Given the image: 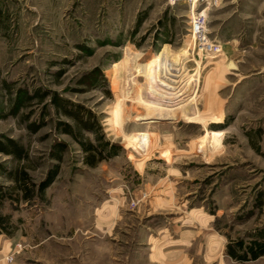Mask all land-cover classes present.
<instances>
[{
	"label": "rangeland",
	"instance_id": "obj_1",
	"mask_svg": "<svg viewBox=\"0 0 264 264\" xmlns=\"http://www.w3.org/2000/svg\"><path fill=\"white\" fill-rule=\"evenodd\" d=\"M196 1L194 11H207L206 40L224 48L214 63L234 64L221 78L208 75L214 64L200 73L198 84L208 77L217 105L205 124L151 111L123 83L130 53L139 55L141 68L155 58L174 65L185 57L194 69L191 0H0V143L10 138L27 152L18 158L0 150V188L6 193L0 214L9 220L0 235L18 244L5 264H42L44 237L51 233L57 246L65 236L58 225L84 224L83 213L118 197L126 240L132 238L127 254L144 237L141 227L154 235L176 225L201 230L202 211L208 231L221 237L212 242L222 254L264 228V0ZM20 90L36 96L13 114ZM43 92L48 95L40 101ZM52 95L86 111L83 119L93 129L65 114ZM60 122L96 145L106 142L104 158L85 164L84 152ZM35 124L40 126L33 131ZM54 151L60 160L51 158ZM56 164L53 186L24 199L14 177L26 171L38 183ZM172 190L175 208L150 213L160 206L155 198ZM33 244L40 245L35 256Z\"/></svg>",
	"mask_w": 264,
	"mask_h": 264
},
{
	"label": "crops",
	"instance_id": "obj_2",
	"mask_svg": "<svg viewBox=\"0 0 264 264\" xmlns=\"http://www.w3.org/2000/svg\"><path fill=\"white\" fill-rule=\"evenodd\" d=\"M54 182L55 180L47 188L53 186ZM173 191L171 196L166 194L164 198L163 196L155 198L159 200V207L153 208L151 201L153 206L150 213H157L159 209L172 211L175 208ZM121 198L123 197L113 198V201L106 206L95 205L92 211L83 213L81 222L85 221L84 224L66 227L58 225L57 230L65 236H59L57 246L51 242L53 240L51 233L47 238H43L42 264H210L212 261L216 264H264V254L245 260L233 258L226 253L222 254L221 245L218 247L212 242V237L220 241L221 237L217 233L212 234L208 231L209 222L205 219L208 214L205 211L201 212L200 218L203 221L202 225H199L201 230H196L194 227L181 229L177 225H172L171 231L164 227L157 228L154 235L151 228L141 227L140 229L148 231L142 230L144 237L137 241L136 252L127 254L126 249L131 245L132 238H128L130 241L126 240V225H124L126 213H123L124 205ZM150 213L144 216L147 217ZM189 213L194 214L192 210ZM190 215L186 218L189 219ZM191 218L192 221H196L199 217L195 219L192 215ZM197 222L201 224L200 221ZM122 225L125 227H119ZM51 228L56 229V226ZM67 233L70 235L67 236ZM113 235L115 237H110ZM242 242L243 245L254 246L257 242L264 246V228L252 231L250 240ZM13 243L15 242L12 240H2L0 235V264H5L4 256L15 253L18 244ZM38 244L32 245L33 256L40 246ZM236 253H239V250ZM35 260L39 259L33 257V261Z\"/></svg>",
	"mask_w": 264,
	"mask_h": 264
},
{
	"label": "bare ground",
	"instance_id": "obj_3",
	"mask_svg": "<svg viewBox=\"0 0 264 264\" xmlns=\"http://www.w3.org/2000/svg\"><path fill=\"white\" fill-rule=\"evenodd\" d=\"M195 1L193 0L191 6L193 11ZM206 12L205 10L202 13L206 15ZM203 29L206 31V26ZM195 48H197L195 58H192L194 69L186 66L185 57L174 65L159 62L158 58H155L152 59L150 65L141 68L138 65L139 55L130 53L129 62L125 64L124 86L133 88L135 97L143 105H149L151 111L167 113L171 117L188 119L198 124L207 123L209 116L217 111V105L211 100V90L214 86L210 85L208 77L206 76L205 84H198L200 73L214 64L216 67L208 75L213 79L215 76L212 77L211 73H214L213 75L217 74L221 78V72L227 68H234V64L229 62L221 67L220 64L214 63L216 57L224 50L221 43L213 45L206 38H201ZM140 79L143 81L139 82ZM201 98H205V101H202L205 106L202 112L198 109V102Z\"/></svg>",
	"mask_w": 264,
	"mask_h": 264
},
{
	"label": "trees",
	"instance_id": "obj_4",
	"mask_svg": "<svg viewBox=\"0 0 264 264\" xmlns=\"http://www.w3.org/2000/svg\"><path fill=\"white\" fill-rule=\"evenodd\" d=\"M47 95L48 94L45 92L41 93V95L39 96L40 101L44 100ZM34 96L36 95L28 94L24 90H20L13 103V114H15L21 107L25 106L27 102H31ZM50 98L51 101L54 102L57 107L61 108L65 112V114L70 117H73L77 120V122H80L83 128L87 130L93 129L91 125L83 119L84 113L86 111L84 112L82 108L75 106H73L72 108L69 107L68 104H65L69 103V101H67L66 99L57 100L55 99V97H53V95ZM60 124L63 125V132L71 135L72 138H74V140H76V142L79 144L80 148L84 152L85 164L89 166H95L98 161L104 158V151L107 148L106 142L101 145H96L92 141L84 138L79 131L73 129L68 123L60 122ZM224 124H226V122H224L222 125ZM39 126L40 125L35 124L31 127V130L36 131ZM58 146V150L62 151L64 143L59 142ZM0 150L7 155H12L18 158H23L27 156V152L23 148V146L10 138H7L5 143H0ZM51 156V158H55L56 160H60L61 158L58 151H54V153H51ZM58 168L59 166L57 164L53 165V168L48 170L45 176L38 183L31 182L26 171H21L20 173H18L14 178H16L17 185L22 189V197L28 200L32 198V196L35 194L42 195L44 190L54 181L55 177L57 176ZM8 174L11 175L12 172L9 171ZM1 189L2 188H0V206L4 198H6V193H3ZM8 221V216L0 214V233L7 231ZM255 243L256 244L254 246L253 244L243 245L242 240H238L237 242H235V246L232 248V250L228 251V254H230L231 257L240 260L256 258L257 256L264 254V246L260 243ZM238 250L239 253H236Z\"/></svg>",
	"mask_w": 264,
	"mask_h": 264
},
{
	"label": "built area",
	"instance_id": "obj_5",
	"mask_svg": "<svg viewBox=\"0 0 264 264\" xmlns=\"http://www.w3.org/2000/svg\"><path fill=\"white\" fill-rule=\"evenodd\" d=\"M192 2L193 0H191V4ZM202 10L193 11V7H192L193 13L191 14V18H190V32H191V38L193 35L195 36L194 38L195 42H200L201 38H207V40L209 39L205 29H203L204 26H206L207 19H206V15L202 13ZM7 259L11 260V256H9Z\"/></svg>",
	"mask_w": 264,
	"mask_h": 264
}]
</instances>
